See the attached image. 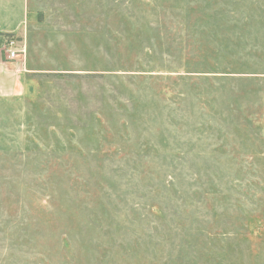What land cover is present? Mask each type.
Instances as JSON below:
<instances>
[{
  "label": "rangeland",
  "instance_id": "rangeland-1",
  "mask_svg": "<svg viewBox=\"0 0 264 264\" xmlns=\"http://www.w3.org/2000/svg\"><path fill=\"white\" fill-rule=\"evenodd\" d=\"M9 39L29 71L0 97V264L261 251L264 0H0Z\"/></svg>",
  "mask_w": 264,
  "mask_h": 264
},
{
  "label": "crops",
  "instance_id": "crops-1",
  "mask_svg": "<svg viewBox=\"0 0 264 264\" xmlns=\"http://www.w3.org/2000/svg\"><path fill=\"white\" fill-rule=\"evenodd\" d=\"M25 49V47H24ZM25 53V51H24ZM25 54H20L15 59H10L3 55L0 50V97H9L16 95L23 89L22 77L25 72L29 71L26 67V61L23 59ZM260 252L250 251L240 264H264V244ZM261 256V257H257ZM245 258V259H244Z\"/></svg>",
  "mask_w": 264,
  "mask_h": 264
},
{
  "label": "built area",
  "instance_id": "built-area-1",
  "mask_svg": "<svg viewBox=\"0 0 264 264\" xmlns=\"http://www.w3.org/2000/svg\"><path fill=\"white\" fill-rule=\"evenodd\" d=\"M4 51L6 52V55L10 59H15L20 55L21 53H24L25 49L22 47L21 49L16 48L15 41L14 40H7L5 44L3 45Z\"/></svg>",
  "mask_w": 264,
  "mask_h": 264
}]
</instances>
